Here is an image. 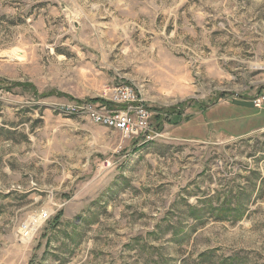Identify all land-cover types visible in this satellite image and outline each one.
<instances>
[{
  "label": "rangeland",
  "instance_id": "374dc122",
  "mask_svg": "<svg viewBox=\"0 0 264 264\" xmlns=\"http://www.w3.org/2000/svg\"><path fill=\"white\" fill-rule=\"evenodd\" d=\"M262 96L264 0H0V264H264Z\"/></svg>",
  "mask_w": 264,
  "mask_h": 264
},
{
  "label": "built area",
  "instance_id": "2783aa9c",
  "mask_svg": "<svg viewBox=\"0 0 264 264\" xmlns=\"http://www.w3.org/2000/svg\"><path fill=\"white\" fill-rule=\"evenodd\" d=\"M116 107L109 110L102 107L97 111L93 106H69L68 111L72 114H87L95 123L113 128L124 134L125 137L141 142H152L160 137L152 124L153 113L146 108L132 88H122L118 90L114 97ZM255 107L261 108L264 104V96L253 100ZM121 106V107H119ZM51 218L50 213H43L33 221H29L22 226L21 233L27 239L32 238L38 230L39 225L46 223ZM42 223V224H43Z\"/></svg>",
  "mask_w": 264,
  "mask_h": 264
},
{
  "label": "water",
  "instance_id": "95a60500",
  "mask_svg": "<svg viewBox=\"0 0 264 264\" xmlns=\"http://www.w3.org/2000/svg\"><path fill=\"white\" fill-rule=\"evenodd\" d=\"M232 103L236 106L245 107V108H255L254 101L243 100V99H234Z\"/></svg>",
  "mask_w": 264,
  "mask_h": 264
},
{
  "label": "trees",
  "instance_id": "16d2710c",
  "mask_svg": "<svg viewBox=\"0 0 264 264\" xmlns=\"http://www.w3.org/2000/svg\"><path fill=\"white\" fill-rule=\"evenodd\" d=\"M108 106L110 109H115L116 107H118L116 104H113V103L109 104ZM119 107H121V106H119Z\"/></svg>",
  "mask_w": 264,
  "mask_h": 264
},
{
  "label": "crops",
  "instance_id": "0c3cea01",
  "mask_svg": "<svg viewBox=\"0 0 264 264\" xmlns=\"http://www.w3.org/2000/svg\"><path fill=\"white\" fill-rule=\"evenodd\" d=\"M255 108H257V107H255Z\"/></svg>",
  "mask_w": 264,
  "mask_h": 264
}]
</instances>
